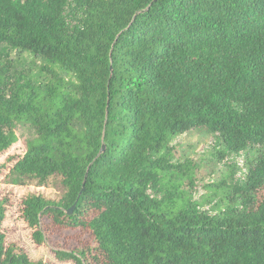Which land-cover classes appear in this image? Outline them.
<instances>
[{
    "label": "trees",
    "instance_id": "trees-1",
    "mask_svg": "<svg viewBox=\"0 0 264 264\" xmlns=\"http://www.w3.org/2000/svg\"><path fill=\"white\" fill-rule=\"evenodd\" d=\"M27 127L0 173L52 190L22 199L37 244L47 216L85 231L61 261L264 264V0H0V157ZM203 127L221 159L257 150L216 213L169 188L170 142ZM10 204L0 264H45L7 241Z\"/></svg>",
    "mask_w": 264,
    "mask_h": 264
},
{
    "label": "rangeland",
    "instance_id": "rangeland-1",
    "mask_svg": "<svg viewBox=\"0 0 264 264\" xmlns=\"http://www.w3.org/2000/svg\"><path fill=\"white\" fill-rule=\"evenodd\" d=\"M16 58V52L11 53ZM26 65L30 57L25 54ZM33 135L27 128H20L18 131V141L0 157V164L7 161L12 155H22L26 152V142ZM256 149H250L235 153L225 159L216 148L215 136L207 128L191 129L179 136H176L169 144L165 152L170 164L182 167L170 169L171 184L169 188L175 192L174 196L183 193L184 197L197 201L205 211L216 213L223 207V191L227 185L235 182L244 183L249 169V161L255 156ZM5 173H0V194L9 195L11 204L3 223V228L7 234L9 243H18L33 260H43L45 264H71V262L61 261L57 258L55 250L62 248L70 251H78L84 248L86 233L81 227L71 226L63 223L56 228L60 233L54 231V220L52 216L44 218L49 228V235L46 242L37 244L32 238V230L27 226L22 217V199L28 191H45L52 193L50 189L37 188L34 186L10 185L4 181ZM177 185L179 189H175ZM40 189V190H39ZM165 187L156 191L150 188L148 193L155 199H162L171 194ZM73 236V237H72ZM84 242H83V241ZM93 243V241H92ZM86 264H103V260L94 261L88 256L84 259Z\"/></svg>",
    "mask_w": 264,
    "mask_h": 264
},
{
    "label": "water",
    "instance_id": "water-1",
    "mask_svg": "<svg viewBox=\"0 0 264 264\" xmlns=\"http://www.w3.org/2000/svg\"><path fill=\"white\" fill-rule=\"evenodd\" d=\"M74 208H75V205L71 209H69L68 212L69 213H72V211L74 210Z\"/></svg>",
    "mask_w": 264,
    "mask_h": 264
}]
</instances>
